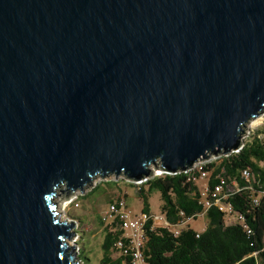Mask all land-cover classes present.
Wrapping results in <instances>:
<instances>
[{
    "label": "water",
    "instance_id": "obj_1",
    "mask_svg": "<svg viewBox=\"0 0 264 264\" xmlns=\"http://www.w3.org/2000/svg\"><path fill=\"white\" fill-rule=\"evenodd\" d=\"M264 0H0V264H79L58 190L240 145Z\"/></svg>",
    "mask_w": 264,
    "mask_h": 264
},
{
    "label": "trees",
    "instance_id": "obj_2",
    "mask_svg": "<svg viewBox=\"0 0 264 264\" xmlns=\"http://www.w3.org/2000/svg\"><path fill=\"white\" fill-rule=\"evenodd\" d=\"M209 167L215 174L222 169L223 176L237 184L228 202L234 214L242 219L235 221L215 207L204 211L199 203L198 185L185 174L154 177L137 190L142 211L149 212L148 193L156 190L162 201L160 214L172 225L178 226L180 221L195 219L202 213L208 222L200 233L186 224L179 226L178 235L164 228L150 230L146 226L143 256L147 264H264V129L254 132L239 153ZM243 169L253 173L251 183L241 177ZM214 182L212 178L207 185L212 187ZM121 236L122 232L117 229H103L100 264H132L129 257L119 254L115 248ZM112 252L118 257L112 258ZM82 257L86 259L84 253Z\"/></svg>",
    "mask_w": 264,
    "mask_h": 264
},
{
    "label": "built area",
    "instance_id": "obj_3",
    "mask_svg": "<svg viewBox=\"0 0 264 264\" xmlns=\"http://www.w3.org/2000/svg\"><path fill=\"white\" fill-rule=\"evenodd\" d=\"M253 125H255V128L251 129ZM257 127L264 129V111L261 112L259 116L250 119L243 126L242 132L240 134V145L236 150H231L224 154H212L204 158H199L191 166L184 169L183 171H177L173 173L162 170L161 162L157 159L153 164L148 166L151 170V174L140 180H131L123 174L118 177L138 190L150 179L164 174H185L188 177V180L194 182L195 184L204 181L207 183L213 178L215 182L212 187L204 184L203 187L199 188L198 190L200 194L199 203L202 205L204 211L215 207L218 211L222 212L228 217H231L233 220H241L242 218L240 216L234 214L233 208L228 202L233 189H237V184L234 181L229 182L228 179L223 176L222 169L219 174H215L213 168L209 166L222 158H227L231 154L239 153L249 137L254 132H256L255 130ZM105 177H93L91 181L84 187V189L90 187L92 188L97 180ZM241 177L247 183H251V181L254 180L253 173H251V171L248 169H243L241 171ZM84 189L82 191H75L68 197L69 202L73 203L75 207H78L76 200L82 196ZM254 202H256L255 199ZM57 209L58 204L56 203V211ZM100 218L101 223H103L105 227L117 229L122 232V236L115 242V248L119 254L129 257L132 264H147L143 256L146 226H149L150 230L164 228L170 231L173 235H178V227L183 226L186 223V220L180 221V225L174 226L165 218L163 214H152L142 210L138 213H134L128 208L124 194L115 195V197L112 198L108 204L107 211L101 215Z\"/></svg>",
    "mask_w": 264,
    "mask_h": 264
},
{
    "label": "rangeland",
    "instance_id": "obj_4",
    "mask_svg": "<svg viewBox=\"0 0 264 264\" xmlns=\"http://www.w3.org/2000/svg\"><path fill=\"white\" fill-rule=\"evenodd\" d=\"M255 128V125L251 129ZM261 129L257 127L255 131ZM204 182H199L197 185L202 188ZM147 191V186L144 187ZM63 188L57 191L55 202L58 204L57 212L62 221L74 222V236L69 240L70 247L75 250L74 260L79 264H100L102 257L101 243L103 240L104 225L101 223V215L107 209L108 204L117 194H124L128 208L138 213L142 210L143 204L137 188L124 182L120 177L109 175L105 178H100L91 188L84 189L82 196L76 202L78 207L69 202L68 197L62 191ZM162 201L160 193L156 190H151L148 193V210L152 214L161 213ZM207 216L205 213L199 214L195 219L186 220L188 225L195 232H202L207 226ZM228 223V222H226ZM84 253V257H82ZM118 257V254L112 252V258Z\"/></svg>",
    "mask_w": 264,
    "mask_h": 264
}]
</instances>
